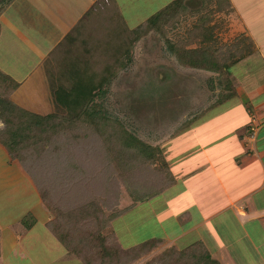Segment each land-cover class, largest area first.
Wrapping results in <instances>:
<instances>
[{
	"label": "crops",
	"instance_id": "obj_1",
	"mask_svg": "<svg viewBox=\"0 0 264 264\" xmlns=\"http://www.w3.org/2000/svg\"><path fill=\"white\" fill-rule=\"evenodd\" d=\"M120 1L10 3L0 14V72L21 84L11 100L30 112L56 109L57 70H51L54 80L43 74L53 62L51 54L63 43L73 50L87 48L85 42L96 34L97 41L109 44L112 32L128 27ZM167 1V8L176 11L179 0ZM195 1L184 0L185 9L192 5L190 12L215 9V16H228L232 34L250 39L255 51L230 67V98L214 105L209 97L206 107L196 101L200 113L191 112L187 126L159 143L176 183L138 205L134 215L141 222L152 219L158 236L183 246L203 242L211 256L226 264L224 249L230 242L247 241L258 255L264 254V41L258 43L254 35L261 32L264 40V0H227L226 12L217 10L221 0H203L205 5L200 0V7ZM26 178L0 142V264H82L48 229L47 207L34 183L25 184Z\"/></svg>",
	"mask_w": 264,
	"mask_h": 264
},
{
	"label": "rangeland",
	"instance_id": "obj_2",
	"mask_svg": "<svg viewBox=\"0 0 264 264\" xmlns=\"http://www.w3.org/2000/svg\"><path fill=\"white\" fill-rule=\"evenodd\" d=\"M13 1L0 0V14ZM120 2L124 4L121 13L124 14L129 28L136 27L135 25L139 22H145L158 16L170 3V1L166 3V0H121ZM178 3L184 7V0H180ZM194 3L197 7L201 5L200 0H196ZM203 3L206 4L207 2L203 1ZM258 3L263 4V2ZM178 7L177 4L176 8ZM221 7L225 12L230 9L225 0H221ZM170 8L172 9V7ZM191 8L194 6L190 5L189 9L191 10ZM189 9L186 8L184 12L181 11L179 19L177 17L174 20L166 19L153 28L146 25V21L145 28L147 31L131 41V48L127 47L128 41L125 33L127 27L125 31L120 29L117 33L112 32L110 34L111 42L106 47L107 43L102 44L101 41H97L96 34L93 40L88 39L85 44L82 43L87 47L88 53L84 52L82 47L78 48L79 53L83 51L80 54L84 57H81L80 54L77 55V62L88 61L90 64L87 62L86 64L91 68L94 67L91 70L98 76L108 77L103 86L105 96L102 99L98 98L97 104L107 112L109 117L119 119L127 130L152 147H158L164 139L173 137L187 126L191 119V112L196 115L200 113V108H196L198 102L203 105L205 100L212 97L213 102L217 103L222 99L223 93L228 90L226 84L232 87L229 72L223 75L210 72L201 73L193 70L190 66H182L178 63L173 47L189 45V48L206 50L208 48L202 38L206 36L213 56L220 58L222 53L226 52V48L222 46L230 47L245 38L243 34H232L231 19L228 16H215L214 8L213 12L197 10L195 13L190 12ZM202 17L211 18L210 24L215 25L214 33L198 32L195 33L197 34V36L195 35L196 38H192L191 29ZM159 25L163 26L164 30ZM116 34L119 35L116 36ZM254 35L257 42L259 41L258 43L264 41L261 32ZM82 44L80 45L82 46ZM112 46L116 48L113 54H111ZM102 49L108 50L102 51ZM125 51L129 52V60ZM71 52L73 54V48ZM60 53L65 54V51L62 50ZM121 53L122 55H120ZM88 55H92L91 62L87 59L89 58ZM103 55L105 58H102ZM60 60L65 61L58 59V61ZM57 63L59 62H51L50 66L43 71L47 80L53 79L52 71L57 70ZM67 69L69 70V68ZM58 72H60L59 69ZM55 77L57 76L55 75ZM53 82H55V89L58 88V82ZM67 85L65 84V86ZM203 107H206V104ZM4 128L5 124L0 121V142H7L8 140L2 132ZM54 142L51 141L50 145H52V149L56 150L54 152L56 156L60 155L61 163V166H56L58 168L56 172H64L65 178L68 177L65 183L61 181L58 184L55 179L53 183L52 179L49 180V173L47 174L46 170L42 174L38 173L39 175L33 172L31 165L35 159L38 162L42 161L39 160L41 156L37 153L30 155L28 151L15 149L10 155L11 159L16 161L17 166H22L27 177L24 179L25 184L29 181L38 188L42 202L47 207V223L53 224L58 216L63 215L66 225L61 227L62 230L60 227L56 228L58 232L64 234L65 227H71L73 230L79 229L81 233L85 232L87 235H91L93 224L88 225L89 229L86 227V222L80 227L79 222L85 217L80 216L81 212L78 213L81 210L79 203H74L85 201L90 196L86 200V205L91 202L90 200L99 201V207L105 212L107 218L112 217L110 224H108V230L114 233L115 240L113 244L110 241L105 243V249L108 250L105 251L107 253L117 251L121 258L118 261L113 259L110 261L111 264H182L179 260L171 258L169 250L172 248L181 251L190 244L187 243L186 246H183V242H177L173 238L167 239L168 236L166 235L158 236L160 232L152 219L141 222L140 220L137 221L134 215L138 205L142 206L148 202L144 201L136 205L134 198L135 195L141 193L144 186L150 184L152 175L159 173L151 172V170L161 168V163L164 162L162 153V162L147 166L149 168L145 167L146 172H143L142 176L139 172H123V177L117 178L115 177V169L118 171V167L116 164H112L113 160L105 156L102 149L103 142L100 138L90 135L84 141H80L82 143L65 139L60 141L57 139ZM30 158H33L32 161ZM29 161H31L30 164ZM50 170L53 171V169ZM54 178H56L55 175ZM53 187L55 189H51ZM103 191H108V195L103 197ZM85 209H87L86 206ZM119 212L122 213L117 216ZM74 215H76V220ZM126 216L131 217L124 220L123 218ZM68 222L71 224L68 225ZM74 240L73 245L76 249L81 245L86 246L85 243H78V231ZM148 240L152 241L155 247L150 252L136 257L132 253V249ZM230 243L227 244L228 248L224 249L226 264H264L263 252L258 255L249 242H235L232 245ZM111 246H114L116 250ZM94 251L96 254L90 260L93 264H97L102 258L103 249L99 247ZM106 254L104 253L105 256H107ZM174 256L177 257L176 254ZM219 259L223 258H218V261Z\"/></svg>",
	"mask_w": 264,
	"mask_h": 264
},
{
	"label": "trees",
	"instance_id": "obj_3",
	"mask_svg": "<svg viewBox=\"0 0 264 264\" xmlns=\"http://www.w3.org/2000/svg\"><path fill=\"white\" fill-rule=\"evenodd\" d=\"M225 2L228 3L227 0H225ZM177 4L179 5L177 8L179 10L170 11V9H165L158 16L149 20L146 25L153 28L160 22L164 20L166 21V19L174 20L175 17L179 19L180 12H184L186 9L185 5L184 7H181L179 3ZM217 10H222L221 1H218ZM210 21L211 18H200L199 22L191 29L190 33L192 38H196L195 35L197 36V34L195 33L198 32L214 33L215 25L210 24ZM159 27L164 30L163 26L159 25ZM78 29H80V26L74 31H77ZM146 31L145 24L132 28L127 27V31L125 32L128 41L127 47L131 48V41L142 36ZM72 36V33L69 34L67 40L68 38L70 40ZM202 38L203 41L206 42L205 44L208 48L206 50L202 48H189V45L185 47H173L175 57L180 65L190 66L195 70H204L223 75L229 72L230 67L250 56L255 51L254 43L250 39L244 38L242 41H237L236 44L230 47H227L226 45L222 46L223 48H226V52L222 53L220 59L214 57L210 51V43L209 40H207V37L204 36ZM69 42H71V40ZM107 45L108 44H106L105 47ZM64 46V43L61 44L59 50L55 49L51 54L52 61L59 62L57 63L56 79L58 82V88L54 91V103L57 105V109L54 108L52 111L46 113H35L21 108L11 100L12 94L19 89L21 84L0 72V121L5 124V128L2 132L8 139L7 142H1L7 148L9 154L11 155L15 149L28 151L30 155L32 153H37L41 156V159L39 160L42 161L38 162V160L35 159L34 163L31 165L33 167V172L36 175H39L38 173L42 174L44 170H46L47 174L49 173V180L52 179L51 181L54 183L55 179L58 184L61 181L65 183L68 177L65 178L64 172H56L58 169L56 166H61L60 155L56 156V153H54L56 150L51 148L52 145H50V142L53 141V143H55L54 140L57 139L59 141L65 139L67 141L80 142L84 141V139L90 135L100 138L103 142L102 149L105 156L113 160L112 164H116L118 167V171L115 169V177L117 178H122L124 175L123 172H139L142 176L143 172H146L145 167L149 168L147 166H153L158 162H162L161 151L158 147H152L143 142L140 138L135 136L134 133L127 130L119 119L109 117L107 112L97 104L96 100H98V98L102 99V97L105 96L103 86L104 83L107 82L106 79L108 77L98 76L93 72L91 69L94 67L91 68L87 65L89 63L88 61H76L78 57L77 55L83 51L79 53L78 49H75L74 47V53L72 54L71 46H68V48ZM63 47L66 48L64 49V56L60 53V50ZM82 49L85 50L84 52L88 53L86 48L82 47ZM104 50L108 49H102V51ZM218 50L220 51L219 46ZM115 51L116 48L112 46L111 54ZM125 53L128 57L129 52L127 53V51H125ZM120 55H122V53ZM80 56L84 57V55L81 54ZM88 56L89 58L87 59L91 62L92 55ZM102 58H105L104 55ZM58 59H64L65 61L67 60V62L63 60L58 61ZM127 59L129 60V57ZM230 59L232 60L228 61ZM118 64L120 63L118 62ZM67 68H69V70ZM58 69L60 72H58ZM65 84L68 85L65 86ZM226 87L228 90L223 93L222 99L219 102L230 98L234 94L231 85L228 86L226 84ZM216 104H218V102L214 105ZM32 159L33 158H30L31 161ZM31 161H29V164ZM161 164V168H156L155 166L156 169L151 170V172H159L161 175L159 173L153 174L150 184L143 187L144 192L142 190L140 194L135 195L134 203L136 205L137 203L150 201L157 196L162 195L176 183V180L171 172H169L167 165L164 162ZM50 169H53V171ZM54 175L56 178H54ZM51 189H55V187ZM79 191L83 192V190L80 189ZM107 192L108 191H103V197L108 195ZM88 198H90V196H88L87 199ZM86 200L74 203H79L81 210L78 213L81 212L80 216L85 217L84 220L79 222L80 227H82L85 222L87 228L89 227V224H93L91 235H87L85 232L81 233V230L79 229L73 230L71 227H65L66 230L64 234L58 232L56 228L60 227L61 229V227L63 228V226L66 225V220L63 215L58 216L53 224L47 223L48 229L57 237L59 242L66 247L69 255L79 259L82 264H93L90 259L94 258L96 254L94 250L99 247L100 249H103V255L100 262L97 264H111L110 261L113 259L114 261H118V259L121 258L119 252L112 251L107 253L108 250L105 249L106 242L110 241L111 244H113L115 240L114 233L111 230H108V224H110L112 217L110 216V218H107L105 212L99 207V201L90 200L91 202L86 205ZM84 204L87 209L83 206ZM121 213L122 212L117 213V216ZM75 217L76 215H74V218ZM29 219H32V216H29ZM67 224L70 225L71 223L68 222ZM77 231L78 243L86 244V246L81 245L78 249L73 245ZM150 240L133 248L132 253L136 257H139L142 254L150 252L155 247V244ZM111 247L116 250L114 246ZM169 251L171 258L179 260L182 264H221L210 255L209 250L203 242L191 244L181 251L172 248ZM104 253H107V256H105ZM175 254L177 257L174 256ZM167 257L169 256L167 255ZM109 258L111 259L109 260Z\"/></svg>",
	"mask_w": 264,
	"mask_h": 264
}]
</instances>
